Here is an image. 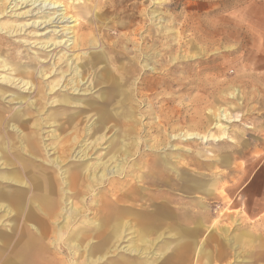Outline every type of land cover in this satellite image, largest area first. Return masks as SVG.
I'll return each instance as SVG.
<instances>
[{
	"label": "rangeland",
	"instance_id": "1",
	"mask_svg": "<svg viewBox=\"0 0 264 264\" xmlns=\"http://www.w3.org/2000/svg\"><path fill=\"white\" fill-rule=\"evenodd\" d=\"M50 1L57 0L0 1V113L2 134L11 140L0 160V193L12 207L9 214L0 209V264H33L35 255L46 263L47 250L57 264H264V208L253 205L261 198L250 197L247 211L240 193L264 152H243L256 142L239 137L264 103L256 81L245 75L257 63L264 0H58L49 8ZM137 58L138 73L130 75ZM145 72L153 84L135 90ZM160 72L165 76L154 79ZM72 119L78 123L71 127ZM24 133L36 147L27 148ZM229 138L233 145L216 141ZM119 146L127 152L109 159ZM79 150L88 155L79 157ZM98 158L108 171L119 162V173L76 191L87 182L83 177L62 192L69 186L61 170L69 176ZM243 165L247 173L233 184ZM43 171L56 193L41 208L36 188ZM185 180L194 188L184 187ZM129 187L144 205L123 214L120 196ZM80 193L84 199L76 200ZM65 195L71 196L66 202ZM70 205L82 209L72 228L84 220L99 228L83 238L85 247L64 251L55 242L65 246L69 225L45 237L31 223L60 226L56 213L65 216ZM155 207L166 215L148 211ZM21 229L48 248L21 251ZM130 243L137 249L123 248Z\"/></svg>",
	"mask_w": 264,
	"mask_h": 264
},
{
	"label": "bare ground",
	"instance_id": "2",
	"mask_svg": "<svg viewBox=\"0 0 264 264\" xmlns=\"http://www.w3.org/2000/svg\"><path fill=\"white\" fill-rule=\"evenodd\" d=\"M0 1H3V2H6L7 0H0ZM37 2V0H33L32 4H35ZM45 2V1H44ZM50 4L51 7L49 8H57L59 5H57L58 3H61L60 1L58 2L57 1H50L48 2ZM57 3V4H55ZM47 4V5H49ZM38 9H41L43 8L44 6V3L43 5L41 6V1L40 3H38ZM65 6V4L63 5ZM47 8V7H46ZM67 9V8H66ZM65 9V10H66ZM0 11H3V8L0 9ZM63 12V11H62ZM67 14L68 12H64L62 13L61 17L60 18H64V17H67ZM69 18H73V16H69ZM170 46V45H169ZM139 58V57H138ZM138 58L135 62V65L133 67V69L130 68V70H128L127 73H129L130 75L131 74H136L138 73ZM148 62L145 63L144 67H148ZM141 69H143V67H141ZM154 69V67H153ZM167 69V68H166ZM163 71V70H162ZM166 72V71H165ZM22 74H26L24 70H22L21 72ZM152 74H155V73H152ZM75 75H77V73L75 72ZM165 74L164 73H156L155 74V78L154 79H157L158 77H164ZM140 79L135 81L134 85H135V90H143V89H147V88H150L151 85L153 84V81L149 80L148 81V75L146 74L145 72V75L143 74L142 76L139 77ZM153 79V80H154ZM31 83V82H30ZM195 83V82H194ZM194 85V84H193ZM155 88V87H154ZM137 92V96H142L143 93L141 91H136ZM150 95H146V97L148 98ZM64 101H67L66 98L63 99ZM221 111V110H220ZM17 112H21V109H17ZM24 115V113H23ZM222 117L226 118V114H221ZM23 117V116H22ZM219 118L221 116H218ZM77 120L76 119H72L69 121V125H71V127L75 124H77L78 122H76ZM2 124H3V116L1 115L0 113V160L3 159V154L6 150V148L8 147V145L10 144L11 140L10 138L5 134V136L2 134ZM215 124H218L217 122L214 123ZM13 130L15 131H23L21 128H19V126L15 125L14 122H12V125L10 126ZM224 128V127H223ZM195 135H198L196 133H194ZM192 134L189 133L188 135H186V138H189ZM59 134H56V133H53L52 134V137L53 138H56L58 137ZM185 136V135H184ZM193 136V135H192ZM197 137V136H196ZM24 138H25V142H26V146L27 148L30 150L31 148H34L36 147L35 145L37 144L36 140L33 139V137H31L28 133H24ZM185 138V139H186ZM198 138L202 139L201 136H198ZM112 144H116L115 143V137L112 139ZM82 146H84V143L82 144ZM54 147V148H53ZM52 149H58L55 146H52ZM61 151V150H60ZM65 151H69V147H68V144H65L64 147L62 148V151L61 152H64ZM127 152V149L126 148H122L121 146H119L117 149H115V151L113 152V154L109 157V159H116L117 158V154L119 152ZM61 152H56L58 153V155L56 156V158L53 159V163L56 164V166L59 168V170L61 169L60 167V164H61V160H58L59 156H61ZM28 154L30 156H35L33 152H28ZM77 154H80L79 157H86L88 154L87 152H84L83 153V150H79L77 152ZM63 157V156H62ZM60 159V158H59ZM100 166H101V172L99 173V175H96L94 171H92V169H95L97 167H99L100 169ZM92 171V172H91ZM120 171V163H116L114 164V166H112V168H110V170L108 171V168L106 167V163L105 162H102L100 161V158L97 159V161L93 162V163H89V162H85V164L82 165V163L80 165H77L76 167H74L73 171H69V176H68V170L67 169H63L61 170V173L64 175L63 177V183L68 185L69 186V189H63L64 191L62 192H71L72 191V188L75 189V184L73 182H77V181H81L83 180V177L85 178V180H87V182L84 184V186L82 184H80L79 186L76 185V187L78 188V190L76 191H83L85 187H88L90 186L89 183H94L96 181H102L103 179H106L108 173L109 174H116V173H119ZM46 172V171H45ZM8 179L10 180H13L12 178H9ZM41 181L40 184L37 185V188H36V191L38 192V200H36V203L41 207H42V204H46V203H52V198L51 197H46V196H49L51 194H54L56 193V189H55V185L53 184V181H52V177L51 175H47L44 173V171L42 172V176H41ZM189 181L188 180H185V186L187 189H192L194 188V186L190 183H188ZM77 184V183H76ZM181 184V182H180ZM82 189V190H80ZM1 190V188H0ZM46 194V195H45ZM59 195V193H57ZM84 193H80L78 194L79 196L76 197V200H82L84 199ZM71 197V196H70ZM67 198V195H65L64 197L62 196V199L64 200V202H66L67 200H69V198ZM120 197H123L124 199V202L127 204L125 205V209L121 210V212L123 214L125 213H130L131 212V209L126 211L128 209V206H133V207H143L144 204H141L139 205L137 200L139 199V197L135 195V190H133L131 187H129L127 190H125V192L123 193V195H121ZM3 196L1 195L0 193V209L3 207V209H5V214H9L11 212V206L8 204V203H5V202H2ZM74 198V197H73ZM115 201L117 202H120L121 201V198H118V197H115L114 198ZM12 200V203L14 204V206L17 208V210H20V200L18 197H13L11 198ZM114 204H116V202H112L111 200L108 201V205L110 204L112 207H114ZM56 204V203H55ZM57 205H58V202H57ZM109 206V208L111 207ZM55 207V206H54ZM56 208V207H55ZM65 209V207H62L60 212H62L63 210ZM69 210V211H68ZM141 210V209H139ZM68 211V214H66L65 216L61 213H56V215H62L63 217V221L64 223H62L60 226L56 225L53 227H48L47 225L41 229L39 228L37 225L31 223V227H33V229L39 233V235H42V236H45L47 237V234H49V232H55V231H60L64 228H67L68 225H69V228L66 229L67 231V234H68V238H67V241L65 242H62L65 246L61 245V243H58V240L55 242L57 243L56 246H58V249H61V250H64V251H72L73 249H77V248H81V247H85L87 245L86 242H84L83 238L86 237L90 232H93L94 230H96L97 228H99V226L97 224H99L98 222H93V221H89V220H84L82 222H80V224H82L81 226H78L76 228H72V225L74 224V222L77 220L78 216L82 213V209H81V206H73V205H70L69 206V209H67ZM124 211H126L124 213ZM142 211V210H141ZM150 212H152L153 214L155 215H158V216H165L166 215V212L163 211V210H159L158 207H155V209L153 210H148ZM1 218L0 217V221H1ZM159 218V217H158ZM97 223V224H96ZM151 223V222H150ZM150 223H147L145 225L144 223V226L147 227L149 226ZM90 225H93V228L89 227ZM120 229V225L117 223L113 226V231H119ZM29 231H31V229H29ZM69 231V233H68ZM32 232V231H31ZM26 232L25 230L21 229V235L24 236V239L21 240L18 244V248L22 250H28V249H31V248H36L38 249L39 251L40 250H43L42 253L48 248V246L46 244H41L42 242L40 241H36V240H33V232ZM41 232H43V234H41ZM56 234V232H55ZM66 234V235H67ZM180 234H181V241L183 242L187 237H188V234L183 230V231H180ZM119 235V234H118ZM145 241V239H144ZM62 247H66V248H62ZM123 248H126V249H131V250H136L137 247L135 246V244H129V245H125L123 246ZM72 249V250H71ZM48 251V250H47ZM47 251H45L46 253V258L48 259L49 262H46V263H43L40 259L41 255H38V256H34L33 260H34V263L33 264H57L56 262V259H54ZM175 252H177V250H175ZM16 259H19L20 258H15L13 261H16Z\"/></svg>",
	"mask_w": 264,
	"mask_h": 264
},
{
	"label": "crops",
	"instance_id": "3",
	"mask_svg": "<svg viewBox=\"0 0 264 264\" xmlns=\"http://www.w3.org/2000/svg\"><path fill=\"white\" fill-rule=\"evenodd\" d=\"M263 19H264V15H263ZM259 38H261L262 43H260V46L258 48V53H257L258 56L256 58L257 63L256 65L252 64V69L247 71V74L245 75L253 79L252 81L254 83L256 81L258 92L264 94V32L261 33V36ZM248 108L254 110L255 105L249 103ZM253 112L254 111L251 112L249 119L246 121V124L242 125L243 126L242 133L239 135V137L244 139L246 138L251 141H255L256 144H254L253 147L251 145H248L250 147L247 146L243 150V152H264V103L259 104V110L257 113H253ZM244 132L246 134H244ZM216 141H222L223 144H229V145H233L234 143V140H232V138H229L228 140L222 139ZM231 152H239V151L235 150ZM258 157L259 156H255L254 159L251 158L252 162L255 161ZM262 163L263 164H261V167L259 169H255V167H253L249 178L240 187L241 195L243 194L245 195V199H244L245 205L247 204L245 209L247 211L250 210L249 206L251 205V203H249L250 201L249 198L253 197L255 199L254 196H257L258 198L261 199H258L255 203H253V205L258 207V210L264 208V173H263L264 162ZM238 167L241 171V174L238 176L239 179L237 181H234L233 184L239 182L242 179V177L245 176V173H247L246 165L238 166Z\"/></svg>",
	"mask_w": 264,
	"mask_h": 264
}]
</instances>
